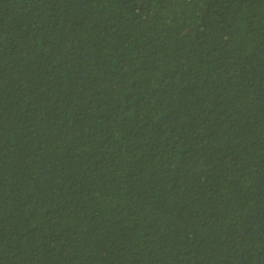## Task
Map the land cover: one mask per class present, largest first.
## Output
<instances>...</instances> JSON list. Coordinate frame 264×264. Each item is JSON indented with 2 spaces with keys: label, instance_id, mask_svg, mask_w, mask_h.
Wrapping results in <instances>:
<instances>
[{
  "label": "trees",
  "instance_id": "trees-1",
  "mask_svg": "<svg viewBox=\"0 0 264 264\" xmlns=\"http://www.w3.org/2000/svg\"><path fill=\"white\" fill-rule=\"evenodd\" d=\"M0 264H264V0H0Z\"/></svg>",
  "mask_w": 264,
  "mask_h": 264
}]
</instances>
